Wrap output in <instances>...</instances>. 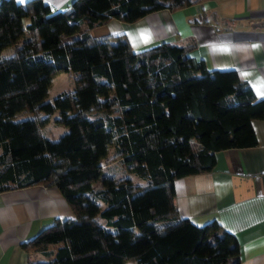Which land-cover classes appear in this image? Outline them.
<instances>
[{
    "label": "trees",
    "instance_id": "obj_1",
    "mask_svg": "<svg viewBox=\"0 0 264 264\" xmlns=\"http://www.w3.org/2000/svg\"><path fill=\"white\" fill-rule=\"evenodd\" d=\"M205 1L72 0L56 10L0 0V193L54 187L73 213L21 244L42 256L28 264H240L239 241L218 220L180 216L175 181L213 171L219 152L255 147L264 99L235 70L191 57L193 44L134 50L122 35L90 34ZM61 72L73 90L44 101ZM20 112L33 117L15 121ZM54 113L67 128L56 141L40 133ZM110 146L146 185L102 177Z\"/></svg>",
    "mask_w": 264,
    "mask_h": 264
},
{
    "label": "crops",
    "instance_id": "obj_2",
    "mask_svg": "<svg viewBox=\"0 0 264 264\" xmlns=\"http://www.w3.org/2000/svg\"><path fill=\"white\" fill-rule=\"evenodd\" d=\"M24 3L27 0H15ZM56 10L72 0H43ZM92 37L122 35L134 50L169 41L194 45L189 55L212 70H235L264 99V0H209L178 11L162 9L134 22L110 19ZM257 145L217 153L213 171L175 181L180 216L202 226L214 219L234 234L240 264H264V119L253 122ZM55 218L73 213L54 187L0 193V264L40 262L21 244Z\"/></svg>",
    "mask_w": 264,
    "mask_h": 264
},
{
    "label": "rangeland",
    "instance_id": "obj_3",
    "mask_svg": "<svg viewBox=\"0 0 264 264\" xmlns=\"http://www.w3.org/2000/svg\"><path fill=\"white\" fill-rule=\"evenodd\" d=\"M22 40H19L14 46H10L2 51V57H8L13 53L15 46H19ZM74 76L70 72H61L52 78L51 85L48 88L47 96L44 101H51L58 94L63 92H71L74 87ZM40 117H45V114L39 113ZM33 117L32 114L26 112H20L15 116V121H21L27 118ZM57 117V113L49 116V122L41 128L40 133L43 137L56 141L61 135L67 132V128L58 125L54 122ZM116 155V150L113 146L108 147L107 155L102 159V177H112L117 181L122 179H131L135 184L144 186L146 181L134 173L128 171L124 164L120 160H112ZM100 187V181L93 184L94 189ZM127 264H137L135 262H127Z\"/></svg>",
    "mask_w": 264,
    "mask_h": 264
},
{
    "label": "snow or ice",
    "instance_id": "obj_4",
    "mask_svg": "<svg viewBox=\"0 0 264 264\" xmlns=\"http://www.w3.org/2000/svg\"><path fill=\"white\" fill-rule=\"evenodd\" d=\"M262 95H264V92H261Z\"/></svg>",
    "mask_w": 264,
    "mask_h": 264
}]
</instances>
